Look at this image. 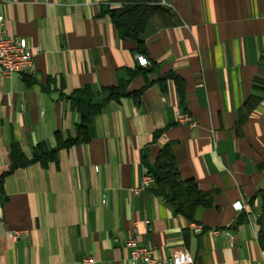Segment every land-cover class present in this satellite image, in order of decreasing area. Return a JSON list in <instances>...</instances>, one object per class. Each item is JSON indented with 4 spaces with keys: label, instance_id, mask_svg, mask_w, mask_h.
<instances>
[{
    "label": "crops",
    "instance_id": "obj_1",
    "mask_svg": "<svg viewBox=\"0 0 264 264\" xmlns=\"http://www.w3.org/2000/svg\"><path fill=\"white\" fill-rule=\"evenodd\" d=\"M123 1L0 0L6 35L38 47L29 72H0V264H131L130 237L159 259L261 264L264 0H159L140 49L107 13ZM83 89L101 104L91 137L61 146L76 136L71 95ZM165 144L211 195L194 221L143 186ZM41 150L55 151L9 170L16 152Z\"/></svg>",
    "mask_w": 264,
    "mask_h": 264
},
{
    "label": "trees",
    "instance_id": "obj_2",
    "mask_svg": "<svg viewBox=\"0 0 264 264\" xmlns=\"http://www.w3.org/2000/svg\"><path fill=\"white\" fill-rule=\"evenodd\" d=\"M158 9H160L159 0H124L118 7L108 8L107 13L113 20L119 36L134 39L140 49L141 37L147 22ZM121 89L122 84L109 88V97H118L122 94ZM84 92L86 96H83ZM87 93L86 89H83L71 95V101L80 118L77 123L76 136L68 138L61 143V146L84 142L91 137V117L99 110L101 104L94 102ZM54 151H35L31 159L16 152L17 157L13 159L9 170L32 161L39 160L43 163L53 156ZM146 171L153 178V192L161 196L174 207L176 212L185 216L189 221L195 220L199 209L210 206V193L201 190L195 181L181 177L169 144L163 145L154 160L146 164Z\"/></svg>",
    "mask_w": 264,
    "mask_h": 264
},
{
    "label": "built area",
    "instance_id": "obj_3",
    "mask_svg": "<svg viewBox=\"0 0 264 264\" xmlns=\"http://www.w3.org/2000/svg\"><path fill=\"white\" fill-rule=\"evenodd\" d=\"M264 17V14H263ZM5 17L0 14V72L3 75L23 74L29 72L33 65L34 56L38 51V47H30L24 37H8L4 28ZM137 63L141 66L149 64L148 59L141 53L135 54ZM176 119L179 123L194 126L196 121L185 112L177 111ZM153 182L151 175L145 171L143 176V186H148ZM138 190L137 188L135 191ZM102 203L106 204V200L102 199ZM235 209L243 207L242 202L237 200L232 203ZM191 228L194 232L201 231V226L192 222ZM124 246L129 249L128 260L131 264H193V257L185 250H179L170 255L168 258H155L152 249L147 246L139 245L134 237H130L124 241ZM261 264H264V249L260 252ZM91 257H86L83 264H90Z\"/></svg>",
    "mask_w": 264,
    "mask_h": 264
}]
</instances>
